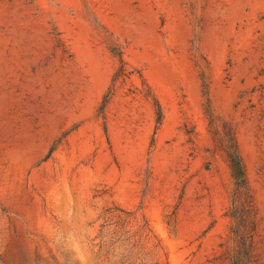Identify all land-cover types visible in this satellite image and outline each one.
Wrapping results in <instances>:
<instances>
[{"label": "rangeland", "instance_id": "374dc122", "mask_svg": "<svg viewBox=\"0 0 264 264\" xmlns=\"http://www.w3.org/2000/svg\"><path fill=\"white\" fill-rule=\"evenodd\" d=\"M0 264H264V0H0Z\"/></svg>", "mask_w": 264, "mask_h": 264}, {"label": "trees", "instance_id": "16d2710c", "mask_svg": "<svg viewBox=\"0 0 264 264\" xmlns=\"http://www.w3.org/2000/svg\"><path fill=\"white\" fill-rule=\"evenodd\" d=\"M228 140L230 141V146L226 149H224L229 166L232 172V177L234 178L237 186L239 188L245 187L246 185V173H245V167L243 164L242 157L239 153L237 140L234 136V134L231 132L228 134Z\"/></svg>", "mask_w": 264, "mask_h": 264}]
</instances>
